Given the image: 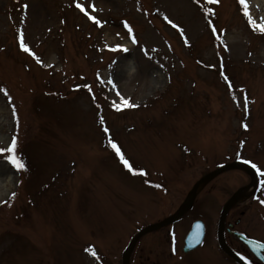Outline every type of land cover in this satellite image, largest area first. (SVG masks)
<instances>
[{
  "label": "rangeland",
  "instance_id": "rangeland-1",
  "mask_svg": "<svg viewBox=\"0 0 264 264\" xmlns=\"http://www.w3.org/2000/svg\"><path fill=\"white\" fill-rule=\"evenodd\" d=\"M19 1L0 0V148L17 137L27 170L17 172L5 158L10 153L0 155L7 173L0 176V264H95L92 244L113 255L138 223L168 216L158 195L106 148L98 117L135 169L176 183V204L215 165L233 160L239 143L264 168V34L253 30L240 0ZM253 1L245 0L247 11L260 24L264 3L253 8ZM77 3L103 26H92ZM21 34L29 52L20 49ZM118 45L129 54L108 51ZM117 91L138 107H123ZM245 124L252 131H242ZM212 151L214 164L205 158ZM249 182L238 171L220 175L191 214L207 216L214 232L223 204ZM243 208L253 221L242 225L264 240L260 214L250 201ZM190 219L175 230L188 229ZM180 263L233 264L210 248Z\"/></svg>",
  "mask_w": 264,
  "mask_h": 264
},
{
  "label": "flooded vegetation",
  "instance_id": "flooded-vegetation-1",
  "mask_svg": "<svg viewBox=\"0 0 264 264\" xmlns=\"http://www.w3.org/2000/svg\"><path fill=\"white\" fill-rule=\"evenodd\" d=\"M248 184H250V182ZM240 188H242V187H240ZM231 196H232V194H231ZM231 196L229 197V199L231 198ZM252 200H253L252 196H249L247 199V202L250 201V203L252 205V208H253L252 213L257 212L259 215L262 212V210H261L260 206L254 207V204H253L254 202ZM247 202H245V203H247ZM241 204L243 205L244 202L235 204L234 207L230 210V212L227 216V219H226L224 230H223L224 231V238L227 241V243L230 244V246H232L242 256V258L245 259L249 264H264V262H262L259 258H257V256L254 254V252L250 251L247 248V246L245 244H243L236 236V233L239 232L241 234H244L245 236H247L250 239L257 240V241L264 243V240L259 238V234H258L259 231H257V229L255 230L252 227L249 228V226L244 227V224L242 225V223H245L247 221V219H249V221L252 222L253 216L251 217L249 215V213H247L244 208L241 209L242 208ZM221 212L219 213L218 222L216 223V225H217L216 230H214V232H212L208 228L206 231L207 244H210V237H213L212 239L214 241V244L213 245H211V244L206 245L205 248H210V250L215 251L218 256L219 255L224 256L227 260H229L233 264H236L232 259L228 258V256H226L224 254L222 248L220 247V245L218 243V235H219L218 227H219V220L221 217ZM249 212H251V211L249 210ZM259 217H260L259 220L264 224V216L259 215ZM255 222H256V220H255ZM160 242H161V239H160V237H158L155 240V242H153L151 244V247L149 249L142 245V250H140V253L143 256V257L140 256V263L141 264L142 263H145V264H167V262L170 258L166 254V252H168L166 249V247L168 246V240L165 243V246L160 245L157 247V254L155 257L152 258V255H151L152 250ZM185 256H188V255H185ZM262 258L264 260V252H262Z\"/></svg>",
  "mask_w": 264,
  "mask_h": 264
},
{
  "label": "snow or ice",
  "instance_id": "snow-or-ice-1",
  "mask_svg": "<svg viewBox=\"0 0 264 264\" xmlns=\"http://www.w3.org/2000/svg\"><path fill=\"white\" fill-rule=\"evenodd\" d=\"M200 0H197V3H199ZM209 2H213V0H209ZM215 2H218V0H215ZM241 3H244V7H245V15L249 21V23L252 25L253 30L254 31H260L261 34H264V18H261L262 23L257 24V22L252 18V16L250 15V13L247 11V4L245 3V0H240ZM78 8H80V10L82 12L85 11V9L79 4L77 3L76 5ZM94 8V5H93ZM85 14L87 15V12H85ZM89 19H91L94 23L101 25V22L95 17V16H90ZM165 20L168 21L169 24L172 25V27H178L177 25H175L171 20L168 19L167 16L164 17ZM102 26V25H101ZM125 27L128 28L129 33L132 32V29L130 26L127 25V22H125ZM212 31L215 32L216 29L213 26ZM181 35H183V29H180ZM187 39V38H185ZM137 41L135 40V37L133 36V43H136ZM20 43H21V48L23 49V51L25 52H29V48L24 44V37L23 34H21L20 36ZM112 51H123V52H128V48L123 47L121 48V46H117L114 49H111ZM33 56H35V53H32ZM37 61L39 62V58L37 57ZM86 87H88L89 91H91V86L86 85ZM113 88H115V84H113ZM4 94L8 95L7 93V89H4ZM117 96L119 97V99L122 101L123 107H127V108H134V107H138V105H135L131 102L130 98L125 99L123 96L120 95L119 91H117ZM245 103H247V97H245ZM113 106L115 107V110L117 112L122 110V106L121 104L116 103L115 101H113ZM14 111V109H13ZM19 125V119L17 117V126ZM245 129H247V124L244 125ZM105 132L108 131L107 128L104 129ZM109 144L110 146L116 151V153L120 156V159L124 162L125 166L129 167V169L131 170V166L128 164V161L124 159L123 154L120 152L119 147L111 141V139L109 140ZM17 148H18V138L17 137H13L11 140V145L10 147H6V148H0V155H3L5 153H10V155H7L5 158L8 161V163H10V165H12L14 167V169L17 172L20 171H26V165L23 162L22 158L19 157V155L17 154ZM255 167V165H253ZM12 199L15 198L16 193L13 192L12 194ZM262 204H264V200L260 201ZM5 204L8 203V201H4ZM88 251H91V254L93 256H96V252L93 249H88Z\"/></svg>",
  "mask_w": 264,
  "mask_h": 264
},
{
  "label": "water",
  "instance_id": "water-1",
  "mask_svg": "<svg viewBox=\"0 0 264 264\" xmlns=\"http://www.w3.org/2000/svg\"><path fill=\"white\" fill-rule=\"evenodd\" d=\"M234 167V166H233ZM233 167H231V168H233ZM227 169H230V167H228V168H226V169H224V170H227ZM195 193V190H194V192H192V198H194V194ZM234 202V200L227 206V208L225 209V211H224V215H225V213L228 211V209L232 206L231 204ZM188 207H190V206H188ZM175 221V220H174ZM167 223H170V222H167ZM166 223V224H167ZM202 239H203V234L202 235H195V232H194V238H190V242H188V245H190V247L188 246V248H186V252H189V251H191L193 248H195V247H197V246H199L200 244H201V242H202ZM191 245H194V246H192L191 247Z\"/></svg>",
  "mask_w": 264,
  "mask_h": 264
},
{
  "label": "bare ground",
  "instance_id": "bare-ground-1",
  "mask_svg": "<svg viewBox=\"0 0 264 264\" xmlns=\"http://www.w3.org/2000/svg\"><path fill=\"white\" fill-rule=\"evenodd\" d=\"M260 2H262V0H255V1H253V5H262ZM263 3H264V0H263ZM263 9L261 8L260 9V12L261 13H263ZM125 72H126V70H125ZM1 110H2V107L0 106V112H1ZM3 113V112H2ZM3 129V128H2ZM6 170H5V168L4 167H0V176L1 177H5L6 176ZM249 194H251V191H245L244 193H243V195H242V197H244V198H246L247 197V195H249Z\"/></svg>",
  "mask_w": 264,
  "mask_h": 264
}]
</instances>
